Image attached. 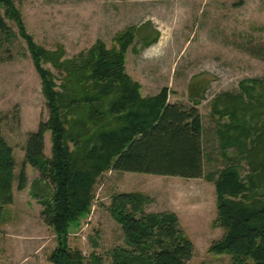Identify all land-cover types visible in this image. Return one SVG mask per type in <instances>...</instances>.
Wrapping results in <instances>:
<instances>
[{
  "label": "trees",
  "instance_id": "16d2710c",
  "mask_svg": "<svg viewBox=\"0 0 264 264\" xmlns=\"http://www.w3.org/2000/svg\"><path fill=\"white\" fill-rule=\"evenodd\" d=\"M10 21L39 76L48 117L27 134L17 174L0 122V224L13 205L15 184L16 191L27 186L28 164L39 172L38 189L31 195L55 238L48 264H105L102 257H84L69 246V234L91 213L95 187L104 174L205 179L216 194L211 228L223 230L208 252L228 256L230 264H264L263 79L242 81L238 93L223 92L212 100L219 156L226 165L206 170L210 160L202 146L200 102L170 103L167 87L143 96L125 70L128 51L136 53L137 28L116 32L110 47L98 39L66 59L61 45L45 49L32 39L13 0H0V41L8 45ZM157 40L158 34L143 37L146 46ZM47 133L50 157L43 154ZM109 199L106 211L120 228L123 246L106 253V264H186L194 256V245L174 212H148L153 199L141 192L113 193ZM91 243L97 247L94 239Z\"/></svg>",
  "mask_w": 264,
  "mask_h": 264
},
{
  "label": "rangeland",
  "instance_id": "374dc122",
  "mask_svg": "<svg viewBox=\"0 0 264 264\" xmlns=\"http://www.w3.org/2000/svg\"><path fill=\"white\" fill-rule=\"evenodd\" d=\"M13 1L32 39L45 49L61 45L66 59L88 50L98 39L110 47L116 32L137 28L136 53L130 49L125 57L128 76L140 84L143 96L167 87L170 103L200 102L202 146L210 160L206 170L226 165L219 156L217 117L211 118V103L223 92L238 93L242 81L264 80V0ZM7 25L13 37L10 45L0 41V122L16 158L17 174L27 134L46 121L48 112L25 42L11 21ZM156 34L157 42L146 46L143 37ZM44 67L54 73L50 65ZM49 140L47 133L43 151L47 157ZM240 166L245 175V165ZM25 167L27 186L16 191L15 184L13 205L6 208V222L0 224V264H48L47 257L54 250L55 238L43 224L41 206L31 195L38 189L39 172L28 164ZM95 188L91 213L69 234V246L80 249L84 257L94 253L106 264V253L123 246L120 228L106 206L111 194L136 191L153 199L146 207L148 212L176 214L195 248L186 264H230L228 256L208 252L223 235L222 229L211 228L216 213L213 183L109 171Z\"/></svg>",
  "mask_w": 264,
  "mask_h": 264
}]
</instances>
